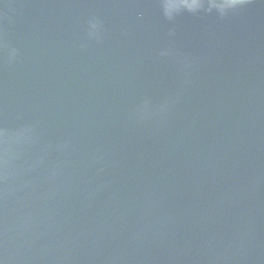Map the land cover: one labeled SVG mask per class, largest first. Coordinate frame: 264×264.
Listing matches in <instances>:
<instances>
[{
    "label": "water",
    "instance_id": "95a60500",
    "mask_svg": "<svg viewBox=\"0 0 264 264\" xmlns=\"http://www.w3.org/2000/svg\"><path fill=\"white\" fill-rule=\"evenodd\" d=\"M0 264H264V0H0Z\"/></svg>",
    "mask_w": 264,
    "mask_h": 264
}]
</instances>
